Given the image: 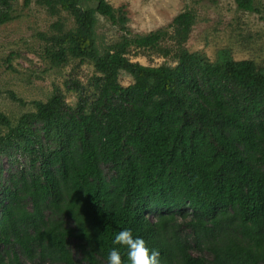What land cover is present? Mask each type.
<instances>
[{
  "label": "trees",
  "instance_id": "obj_1",
  "mask_svg": "<svg viewBox=\"0 0 264 264\" xmlns=\"http://www.w3.org/2000/svg\"><path fill=\"white\" fill-rule=\"evenodd\" d=\"M84 1L94 6L84 9ZM235 1L261 13L254 0ZM33 2L76 24L65 30L58 21L42 35L52 64L90 62L99 75L89 93L71 83L79 90L74 107L55 91L17 122L0 111V264H107L123 228L159 251V264H264V67L234 60L228 48L215 62L187 50L196 24L190 9L171 33L132 38L127 6L25 7ZM13 13L12 1L0 0V25ZM97 14L122 33L103 50ZM132 48L176 64L144 66Z\"/></svg>",
  "mask_w": 264,
  "mask_h": 264
},
{
  "label": "rangeland",
  "instance_id": "obj_2",
  "mask_svg": "<svg viewBox=\"0 0 264 264\" xmlns=\"http://www.w3.org/2000/svg\"><path fill=\"white\" fill-rule=\"evenodd\" d=\"M14 20L0 25V111L13 122L25 113L34 111L33 101H47L55 91H60L65 103L74 107L79 101V90L71 85L78 83L84 92L93 91V78L99 75L90 62L70 59L67 64L55 67L46 54L47 42L42 35L54 33L53 25L60 22L65 30L76 27L73 17L66 13L52 16L34 2L25 7V0H11ZM114 8L127 6L130 37L149 35L168 27L187 9L196 13V24L185 48L192 53L201 52L211 61L217 60L218 52L228 48L236 61L252 60L264 67V0H254L261 13L239 10L235 0H107ZM82 8L94 5L87 1ZM96 39L100 50L122 39L119 27L106 17L96 15ZM174 43V42H173ZM172 44V42H167ZM131 59L144 66L158 67L168 62L175 65L172 57L165 58L152 51H140ZM124 86L133 83L131 77L121 78ZM75 88V89H71ZM13 92L25 101L26 106L10 98ZM0 130L6 131L4 127ZM5 168L10 166L6 158Z\"/></svg>",
  "mask_w": 264,
  "mask_h": 264
},
{
  "label": "clouds",
  "instance_id": "obj_3",
  "mask_svg": "<svg viewBox=\"0 0 264 264\" xmlns=\"http://www.w3.org/2000/svg\"><path fill=\"white\" fill-rule=\"evenodd\" d=\"M107 252V264H159V251L148 246L145 239L135 236L130 228L116 232ZM123 250V252H122Z\"/></svg>",
  "mask_w": 264,
  "mask_h": 264
}]
</instances>
